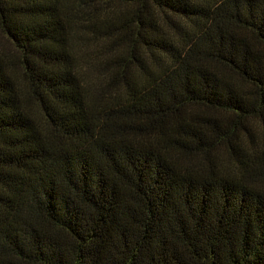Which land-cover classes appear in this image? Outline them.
<instances>
[{"label":"trees","instance_id":"trees-1","mask_svg":"<svg viewBox=\"0 0 264 264\" xmlns=\"http://www.w3.org/2000/svg\"><path fill=\"white\" fill-rule=\"evenodd\" d=\"M0 264H264V0H0Z\"/></svg>","mask_w":264,"mask_h":264}]
</instances>
